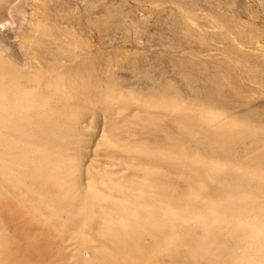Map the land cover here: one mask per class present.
<instances>
[{"label": "rangeland", "instance_id": "1", "mask_svg": "<svg viewBox=\"0 0 264 264\" xmlns=\"http://www.w3.org/2000/svg\"><path fill=\"white\" fill-rule=\"evenodd\" d=\"M243 251L264 264V0H0V264Z\"/></svg>", "mask_w": 264, "mask_h": 264}, {"label": "bare ground", "instance_id": "2", "mask_svg": "<svg viewBox=\"0 0 264 264\" xmlns=\"http://www.w3.org/2000/svg\"><path fill=\"white\" fill-rule=\"evenodd\" d=\"M228 201V200H227ZM252 205V204H251ZM232 210V209H231ZM228 211V210H227ZM234 212V211H233ZM224 215V214H223ZM227 216V215H226ZM218 223V222H217ZM220 225V223H219ZM229 226V224H228ZM226 228V227H225ZM224 228V229H225ZM233 233V232H232ZM230 234V233H229ZM227 235V234H226ZM234 235V233H233ZM232 234L230 235H227V236H224L226 238H229L231 239L232 237H234ZM208 236V235H207ZM206 236V238H207ZM220 236V235H219ZM214 238V237H212ZM207 240V239H206ZM209 240V239H208ZM220 240V239H219ZM218 240V241H219ZM248 242H251L250 240ZM213 243V241H212ZM235 244L237 243L238 244V241H235L234 242ZM211 247V246H210ZM253 258L251 257V255L246 252V251H243V252H234L232 253L231 255H229L228 257L227 256H224L221 263L222 264H253Z\"/></svg>", "mask_w": 264, "mask_h": 264}]
</instances>
